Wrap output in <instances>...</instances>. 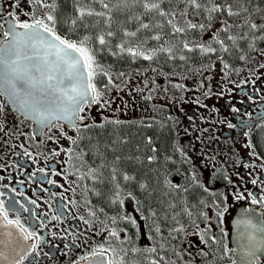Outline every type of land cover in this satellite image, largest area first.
<instances>
[{"label": "flooded vegetation", "instance_id": "af4514ba", "mask_svg": "<svg viewBox=\"0 0 264 264\" xmlns=\"http://www.w3.org/2000/svg\"><path fill=\"white\" fill-rule=\"evenodd\" d=\"M53 2L57 34L71 41L91 36L89 46L114 86L107 91L108 76L97 75L94 82L111 103L86 107L81 114L85 119L77 121L79 131L63 122H58L62 127L41 129L0 95V203L9 220L19 219L35 236L25 241L16 226L2 216L0 222L26 247L37 244L34 251L28 247L31 254L23 264H81L86 261L82 257L101 246L110 250L107 259L123 264H236L233 223L249 220L264 228V29L250 26L264 23V0H214L223 10L211 19L205 10L212 7L209 0H197L199 10L188 0H155L167 16L145 13L137 0H104L107 9L99 2L91 7L111 21L92 16L75 26L73 0H43ZM229 7L238 14L230 15ZM11 12L21 22H31L35 15L47 23L51 9L30 0H20L18 8L16 0H0V41L5 40ZM170 19L185 31L174 33ZM188 22L203 24V31L189 29ZM142 23L150 27L136 37L124 36ZM100 34L108 41L104 46L95 39ZM154 35L161 39H151ZM213 36L224 42L227 52ZM125 40V47L140 45L144 51L157 50L156 55L148 61L121 54L117 45ZM184 43L194 51L184 49ZM200 44L215 53L202 54ZM161 48H171V58ZM127 75L130 87H121ZM114 126L136 130L142 145H128L135 155L125 165L155 175L152 187L137 171L104 170L99 162L91 167L90 183L77 173L74 157L82 150L84 134ZM162 132L168 157L155 137ZM125 175L131 179L126 181ZM193 186L203 191L194 196ZM111 230L116 237L109 235ZM251 264H264V253Z\"/></svg>", "mask_w": 264, "mask_h": 264}, {"label": "snow or ice", "instance_id": "6c2138e0", "mask_svg": "<svg viewBox=\"0 0 264 264\" xmlns=\"http://www.w3.org/2000/svg\"><path fill=\"white\" fill-rule=\"evenodd\" d=\"M30 2L38 7H47L51 9V12L46 16L47 23L45 19L36 18L35 15L31 16V22H21L16 12L9 13L11 22H8L7 29L4 32L5 40L0 41V89H3L0 90V95L8 94L24 115L39 124L41 129L47 127L50 130L51 127L61 126L58 122L64 121L79 131L77 121L85 119V116L81 114L85 112L86 107L96 104L103 108L111 103L110 100L104 99L103 92L97 88L94 82L97 75L108 76L109 84H112V78L97 63L95 53L89 46L93 39L91 36L85 35L79 41H71L57 34L55 28L57 21L52 14L57 8L55 2L52 4H45L43 0H30ZM97 2L103 8H108V4L104 3V0H89L87 5L84 4V0H73L74 5L77 6L78 16L71 20L72 26L76 25L77 20L83 22L85 17H106L105 12H97L91 7L92 3ZM137 2L142 3L145 13L157 12L160 16L169 15V13L161 10L160 3L155 2V0H137ZM188 2L198 10L201 8V4L197 0H188ZM19 3L20 0H16L17 8ZM209 3H212V7L205 8V10L209 13L208 18L211 19L212 13L220 12L223 9L221 6L216 5L214 0H209ZM228 12L230 15L238 14L233 12L231 7H229ZM24 15L28 16L29 13L25 12ZM106 20L111 21V16H107ZM168 23L172 25L174 33H183L185 31V29L172 24L171 19L168 20ZM84 26L88 27L87 24ZM187 26L189 29L199 28L201 31L204 29L203 24L192 22H188ZM250 26L252 29H264V23L260 25L253 23ZM0 27H4V25L0 24ZM149 27V24L142 23L136 32L125 31L124 36L136 37L137 32ZM156 27L162 28L163 25L157 24ZM18 29L22 31H18ZM223 30L227 31V28ZM113 35V32H107L108 37ZM227 38L235 44V37L230 35ZM95 39L101 46L108 43L103 34L96 36ZM151 39L160 40L161 37L160 35H154ZM213 39L224 52L228 51L222 40L217 36H213ZM261 39H264V37H261ZM126 44H129V41L125 40L118 44L117 48L121 54L127 53L133 59L142 58L150 61L157 52L155 49L144 51L140 45L125 47ZM183 47L189 52L194 51L187 43H184ZM197 47L202 54H211L216 51L210 45L200 44ZM159 51L167 52L171 58V48H161ZM113 54L115 55L116 53ZM180 59L184 60L185 57L181 55ZM223 66L225 69L229 67L227 63ZM261 67H264V65H261ZM120 75H123V73ZM176 87L182 86L177 85ZM233 111L237 110L233 109ZM114 122L118 123V121ZM229 127L233 126L229 124ZM68 138L71 139L70 137ZM72 143L75 144L76 141L72 140ZM68 151L71 153V149ZM26 155L31 156V153H26ZM53 155H59V152H54ZM124 179L127 181L131 177L125 175ZM255 182V180L252 181V183ZM49 183H54V181H49ZM205 190L207 191V189ZM237 198L240 199L242 197L238 196ZM261 200H264V197H261ZM119 202L123 204V200ZM257 202L255 198L252 201V203ZM89 215H94V213L90 212ZM189 215L191 214L189 213ZM0 216L3 217L8 225L16 226L23 233V240L26 241L35 236V233L29 232L20 224L19 219L9 220L8 213L4 210L2 203H0ZM131 222L133 224L136 223L135 220ZM85 223H88V221H85ZM241 224L250 228L254 227L249 220L238 221L237 227L239 228ZM180 230L182 231V229ZM257 230L264 232V228ZM109 235L116 237L117 233L111 230ZM35 238L37 242L40 239L39 237ZM249 241L244 255L247 260L251 261L256 258L260 248L257 246L254 235L249 236ZM28 247L34 251L37 244L34 243ZM28 247L17 243L12 248V251L19 259L13 258L10 264H23V260L31 254ZM108 251L110 250L101 246L99 250L94 249L90 256L82 257V259L89 261L90 264H123V261L117 262L110 258L105 259V253ZM111 251L114 253L116 250L111 249ZM0 259H8V257L4 253H0ZM152 264H156V262L153 261Z\"/></svg>", "mask_w": 264, "mask_h": 264}, {"label": "trees", "instance_id": "16d2710c", "mask_svg": "<svg viewBox=\"0 0 264 264\" xmlns=\"http://www.w3.org/2000/svg\"><path fill=\"white\" fill-rule=\"evenodd\" d=\"M140 130L139 128H137ZM135 129L128 130L124 127L114 126L113 128H106L105 132L101 133H85L83 145L88 151L87 160L89 163L85 165H90L93 167L94 162H99L103 164L104 170L109 167L115 169L116 171H122L124 169H130L135 173L138 172L140 180L148 182L149 186H153L152 180L155 179V175H150L143 171L137 170L138 167L134 165H125L127 162L134 161V151H129V146H141L142 142L137 137L138 135L134 133ZM96 134V135H95ZM166 134L156 133L155 137L161 139V142L166 140ZM128 140V141H127ZM163 154L168 157L167 149L163 143ZM83 151V150H82ZM166 162V161H165ZM130 166V167H127ZM137 168V169H136ZM149 170V169H148ZM102 172V171H101ZM106 172V171H105ZM91 174V173H90ZM89 183L92 181V175L89 176ZM160 198V197H159ZM151 198L150 200H154ZM161 200V199H159Z\"/></svg>", "mask_w": 264, "mask_h": 264}, {"label": "water", "instance_id": "95a60500", "mask_svg": "<svg viewBox=\"0 0 264 264\" xmlns=\"http://www.w3.org/2000/svg\"><path fill=\"white\" fill-rule=\"evenodd\" d=\"M3 90V89H1ZM8 103L10 106L17 111L18 114H20L24 119L31 120L30 118H27L24 113L18 108V106L12 101L10 96L8 94H5ZM35 122V121H33ZM63 123H67L64 121H60ZM36 125L40 126L35 122ZM68 124V123H67ZM252 225L254 227H246L245 225L241 224L240 227H237V222L235 221L233 223L234 226V236H235V246H236V264H251L254 260H247L244 252L246 246L249 244V236H255V240L257 243V246L260 248V251L257 252L256 256H261L262 252L264 251V232L258 231L257 229H260L261 226L258 223L253 222ZM11 233V235H9ZM237 238V239H236ZM234 240V239H233ZM20 243V240L16 238L14 230H12L11 227H8L3 222H0V253H4L8 259H0V264H10V261L15 258L19 259L18 256L15 255V253L12 251V248L17 244ZM21 244V243H20ZM105 259H107V256L105 255ZM81 264H90L89 261H85Z\"/></svg>", "mask_w": 264, "mask_h": 264}, {"label": "rangeland", "instance_id": "374dc122", "mask_svg": "<svg viewBox=\"0 0 264 264\" xmlns=\"http://www.w3.org/2000/svg\"><path fill=\"white\" fill-rule=\"evenodd\" d=\"M111 86H114V85L110 84V85L108 86V88H106L107 85H105L106 90H107V91H112V90H111ZM120 86H121V87L123 86V87H125V88L130 87V83H129V75H127V76L125 77V79L122 80ZM84 135H85V134H84ZM79 149H82L83 151H82V150H79V152L76 151V153H75V157H74V160H76V163L79 164V165H78V166H79V170L77 171V173H81V177H82V178H85V181H84V183H85V182H87V181L89 180V176H90V175H93V174L91 173V166H90V165H85V163H86V164L89 163V161L87 160V154H88L87 149L85 148L84 145L82 146V148H79ZM93 164H94V163H93ZM90 173H91V174H90ZM78 179L81 180L80 177H78ZM202 191H203V189H202L201 187L193 186V187L191 188V192L195 193V194H193L194 196H195V195H198L197 193L202 192ZM212 193L215 194V193H218V191H217L214 187H212ZM139 240H141V238H139ZM263 253H264V251L262 252V254H263Z\"/></svg>", "mask_w": 264, "mask_h": 264}]
</instances>
